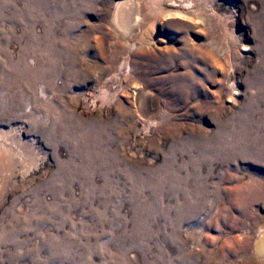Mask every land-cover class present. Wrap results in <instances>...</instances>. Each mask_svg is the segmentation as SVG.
Masks as SVG:
<instances>
[{"label": "rangeland", "instance_id": "rangeland-1", "mask_svg": "<svg viewBox=\"0 0 264 264\" xmlns=\"http://www.w3.org/2000/svg\"><path fill=\"white\" fill-rule=\"evenodd\" d=\"M116 1L0 0V264H130L132 254L164 264L162 251L177 257L175 239L162 240L157 211L148 222L133 178L185 160L204 139L230 143L239 127L247 144L264 135V0H161L189 7L163 12L161 41L147 48L109 30ZM245 145L206 180L224 208L217 228L203 226V212L179 230L190 251L208 236L216 255L228 240L215 264H264L252 251L264 227V151ZM215 186L229 191L218 198ZM144 228L155 233L146 242Z\"/></svg>", "mask_w": 264, "mask_h": 264}, {"label": "bare ground", "instance_id": "bare-ground-1", "mask_svg": "<svg viewBox=\"0 0 264 264\" xmlns=\"http://www.w3.org/2000/svg\"><path fill=\"white\" fill-rule=\"evenodd\" d=\"M160 1L161 0H117L113 5L109 17V30L112 31L119 42L129 45L131 48L136 46L141 48L155 46L157 42L161 41V38L158 37L155 32L157 18L163 12L164 14L165 12L167 14L179 13L181 9L189 7L187 5H178L173 1V3L169 5V8L164 10ZM177 7H180V9H177ZM24 20H21V23L23 26L27 27V29L25 28V31L30 32V22L29 20ZM61 41L65 44V37H63ZM47 48L48 50H46L49 52L52 50L55 57L53 59L54 62L62 61V59L57 58L59 52L57 53L58 50L54 43L53 45L49 43ZM69 55L71 54L69 53ZM66 61L73 62L74 59L73 57H69ZM30 63L32 64L33 61L31 60ZM42 89L43 88H41V90ZM41 90L39 93L40 96L47 97L44 96L45 94H43ZM138 90H136V92L140 91ZM150 98L152 102H155L156 97H154V94H151ZM157 101L158 100H156V105H154L153 109L156 108ZM143 106L144 104L139 101L138 107L142 110ZM151 113H153V111L148 112L145 116H149L148 118L151 119L150 121L154 123ZM243 130V127L234 130L230 136L232 135V137L234 136L235 138H231L230 143L224 142L219 138L204 139L205 145H202L199 150H191L188 157L181 162L176 163L175 160L171 158L173 155H169V158H171L169 159V165L167 167L165 166L162 170L157 171L158 174H151L153 172H150L148 173L149 176L147 175V178L145 177L144 179L132 177L133 182L130 188L131 193L135 198L137 197L136 200L141 205L140 207L147 208L146 213H148V222L151 223V220L154 218L153 212L157 211V214L162 219V225L157 230L162 237V240L164 239L166 242H170L171 240L168 238L173 237V239H175L177 257H175L174 260L173 255L162 251L161 259L166 260L164 264H215L214 256L217 255L218 258H225L227 255L225 251L228 240L224 239L222 241L216 255L211 254V250L206 248L209 242L210 244H214L215 242L213 237L210 238L208 236L204 237L206 240L205 242L201 243L198 241L196 243V249L190 251L187 247L189 238L186 239V237H179V230L184 222L196 220L203 212H206V217L209 220V222H206V224L204 223L203 226L217 228L221 217H224V214H221V212L224 211V208L219 200L211 201L208 199V195L211 196L212 192L209 191L210 184L208 185L206 183L208 176H211L212 174L213 162H226L224 161L226 159L225 156L231 153L230 151L232 148L230 147L233 145L235 147H243V145L246 144L247 146H245L253 151H264V135L260 140L253 141L252 144H247V139H249V137L243 133ZM244 131L246 132V130ZM214 139L217 140L216 143L221 144L215 145L213 142ZM174 164H176L175 167L173 166ZM203 169H206V171L203 172ZM227 179L228 178L226 177V182ZM242 185L238 188L242 187ZM227 191H229L227 187H213V194H216L218 198H220L223 192ZM142 193L150 194V197L146 202H141ZM163 194L168 195L172 203L166 205L162 203V207L155 202L156 197L154 198V196H162ZM170 211L173 215H171ZM231 218L233 219L234 217L231 216ZM144 229L147 233L146 240L144 241L146 242L151 239L155 233L151 228L148 230L146 228ZM229 242L232 244H238L235 239H230ZM133 243L142 244L143 241L135 240ZM252 251L255 256L264 261V227L259 229L252 246ZM130 258L132 259L130 264H137L138 257L136 254H132V257Z\"/></svg>", "mask_w": 264, "mask_h": 264}]
</instances>
